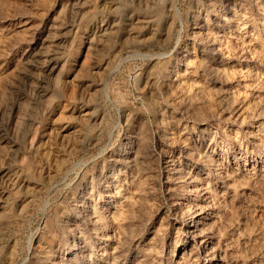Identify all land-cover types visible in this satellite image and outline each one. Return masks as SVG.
Masks as SVG:
<instances>
[{"label":"rangeland","instance_id":"1","mask_svg":"<svg viewBox=\"0 0 264 264\" xmlns=\"http://www.w3.org/2000/svg\"><path fill=\"white\" fill-rule=\"evenodd\" d=\"M0 192V264H264V0H0Z\"/></svg>","mask_w":264,"mask_h":264},{"label":"bare ground","instance_id":"2","mask_svg":"<svg viewBox=\"0 0 264 264\" xmlns=\"http://www.w3.org/2000/svg\"><path fill=\"white\" fill-rule=\"evenodd\" d=\"M97 2V1H96ZM97 5V4H96ZM174 7H175V12H176V14H177V16L179 17V19L180 20H182V13H181V10H180V8L178 7V6H175V4L173 5ZM51 35V34H50ZM47 38H48V36H47ZM46 38V39H47ZM52 38L53 37H51V40H52ZM47 40H49V39H47ZM50 40V41H51ZM54 42V41H53ZM53 42H51V43H53ZM40 45H42V46H38L39 47V49L37 50V52H36V54H35V56H33V60L32 61H30L28 58H30V57H28L27 59L29 60L28 61V63H29V66L30 65H32V63H34L35 64V66L36 65H38V68L39 69H48L49 67H50V65L53 63V62H55V57H54V55H53V53H55V52H53V51H51L52 50V48H51V50L49 49V48H47V47H49V45H50V43H43V42H41V44ZM52 45L53 44H51V46L50 47H52ZM53 52V53H52ZM30 56V55H29ZM27 59H25V60H27ZM27 63V62H26ZM34 66V67H35ZM29 68V67H28ZM37 68V67H36ZM30 69V68H29ZM37 71V70H36ZM106 95L107 96H109L108 95V93H106ZM9 197L7 196V194L6 193H4V192H0V206H2L4 203H7V199H8ZM5 207H6V205H5ZM6 209V208H5Z\"/></svg>","mask_w":264,"mask_h":264}]
</instances>
